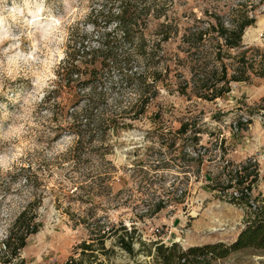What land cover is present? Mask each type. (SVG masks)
I'll return each instance as SVG.
<instances>
[{
  "label": "rangeland",
  "instance_id": "obj_1",
  "mask_svg": "<svg viewBox=\"0 0 264 264\" xmlns=\"http://www.w3.org/2000/svg\"><path fill=\"white\" fill-rule=\"evenodd\" d=\"M110 1L0 0V242L25 209L39 224L19 255L0 264H60L71 257L85 264H155L146 253L155 242L187 248L233 241L264 198V112L249 108L264 95V78L231 81L230 90L213 100L197 97L191 87L179 92L193 83V62L199 69L212 64L198 54L191 62L185 29L215 22L210 13L227 26L245 9L254 22L241 47L227 52L264 49V0H154L177 26L156 57L162 72L157 95L143 113L135 105L75 149L69 112L82 106V98L67 87L44 98L70 28L91 31L89 21ZM147 32L153 34L152 26ZM203 39L201 54L218 35ZM130 90L123 107L136 99ZM246 118V126L237 124ZM183 123L185 132L179 130ZM243 164L258 174L251 207L229 201L233 188L220 190L229 171ZM121 225L128 233L135 228L144 250L134 240L137 252L130 255L116 243L125 233ZM99 226L110 234L106 254L96 240ZM91 238L95 259L81 252ZM209 264H264V250L241 249Z\"/></svg>",
  "mask_w": 264,
  "mask_h": 264
},
{
  "label": "trees",
  "instance_id": "obj_2",
  "mask_svg": "<svg viewBox=\"0 0 264 264\" xmlns=\"http://www.w3.org/2000/svg\"><path fill=\"white\" fill-rule=\"evenodd\" d=\"M210 14L215 22H209L205 28L188 27L184 35L192 39L189 47L192 50L189 53L191 62L198 54L202 59H211L212 64L199 69L193 62L190 67L192 85L186 83L179 88V92L186 93L187 87H191L193 94L206 100L222 97L230 90L231 81L264 78V49L248 47L238 54L227 52L241 47L242 34L254 22V17L249 16L247 10L239 9L237 17L226 26L221 16ZM89 24L91 31L75 26L70 28L64 57L57 66L52 88L44 98L47 102L50 95L54 96L59 88L64 87L82 98V106L69 112L70 132L76 136L75 149L88 145L91 138L105 127H114L118 116L133 111L135 105L139 106V113L145 111L157 95L158 81L162 78L156 59L161 43L177 32V26L173 27L168 20L167 8L164 4L154 3V0H111L109 5L106 3L101 7ZM150 26L153 34L147 32ZM210 32H216L218 39L201 54L200 43ZM226 58L231 60L226 62ZM127 89H132L130 91L136 99L123 107L122 100ZM249 108L264 112V95ZM248 122L250 118L237 120L239 126H246ZM186 128L187 123H183L179 130L185 132ZM257 176L256 170H250L249 165L243 164L229 171L227 183L220 190L233 188L235 194L228 195L229 201L251 207V200L255 199L251 198L250 192ZM219 185L220 182L215 183L213 189ZM260 200L261 204L249 212L243 228L229 243L218 241L184 248L176 242H155L153 251L148 246L146 253L152 255L155 264H209L211 260L224 258L241 249L264 250V198ZM160 206L158 203L155 209ZM38 226L35 217L29 216L26 209L21 211L0 242V261L9 262L17 257L28 235L35 233ZM120 229L125 233L117 236L116 243L127 253L135 255L137 252L133 247L134 240L140 242L139 249L145 247V243L137 235L134 236L135 228L130 233L124 225ZM97 231L96 240L100 250L106 254L109 250L105 248L104 241L110 234L106 231L101 233L100 226ZM93 240L83 241L81 252L95 259L97 254L93 252ZM88 251L90 254H86ZM60 264L85 263L82 257L78 260L71 257Z\"/></svg>",
  "mask_w": 264,
  "mask_h": 264
},
{
  "label": "crops",
  "instance_id": "obj_3",
  "mask_svg": "<svg viewBox=\"0 0 264 264\" xmlns=\"http://www.w3.org/2000/svg\"><path fill=\"white\" fill-rule=\"evenodd\" d=\"M233 240V239H232ZM212 243V242H211Z\"/></svg>",
  "mask_w": 264,
  "mask_h": 264
}]
</instances>
